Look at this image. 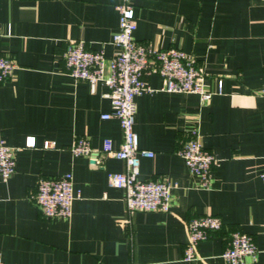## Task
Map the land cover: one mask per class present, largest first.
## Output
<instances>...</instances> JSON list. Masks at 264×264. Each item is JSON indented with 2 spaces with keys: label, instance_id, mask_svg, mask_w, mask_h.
<instances>
[{
  "label": "crops",
  "instance_id": "1",
  "mask_svg": "<svg viewBox=\"0 0 264 264\" xmlns=\"http://www.w3.org/2000/svg\"><path fill=\"white\" fill-rule=\"evenodd\" d=\"M120 0H0V56L14 61L10 80L0 83V140L17 148L13 175L0 178V254L3 264H226L221 253L229 235H249L264 264V97L256 93L264 75V1L130 0L134 39L154 49L176 48L193 57L213 93L160 91L147 73L152 93L135 98L140 158L137 179L165 176L169 212L126 215L123 191L107 185L108 173L124 164L103 157V141L122 142L119 123L104 120L106 87L94 88L67 74L68 43L83 41L111 59ZM221 83V92L217 85ZM197 127L201 143L217 164L209 189L197 187L178 151ZM34 148H26L27 138ZM97 154L72 156L78 138ZM51 147L43 149V143ZM72 174L79 197L68 220L45 219L32 202L39 178ZM212 215L222 229L199 243L197 260L184 262L187 222ZM125 220L128 223L124 225Z\"/></svg>",
  "mask_w": 264,
  "mask_h": 264
},
{
  "label": "built area",
  "instance_id": "2",
  "mask_svg": "<svg viewBox=\"0 0 264 264\" xmlns=\"http://www.w3.org/2000/svg\"><path fill=\"white\" fill-rule=\"evenodd\" d=\"M116 10L118 25L111 41L115 49L113 57L107 59L103 50H88L83 41H72L68 43L64 53L65 68L74 80L85 81L92 88L101 83L107 89L105 96L110 101L111 110L101 115V118L118 121L122 142L114 149L111 141H103L101 155L112 157L124 164L123 172L107 174V185L123 191L126 215L130 216L135 212L167 213L172 205V196L166 177L149 181L137 179L140 158H152L154 153L138 147L133 130L137 110L135 98L155 91L144 80L147 73L159 76L160 91L196 94L201 104L207 102L213 93L204 88L205 75L196 66L193 57L176 48L154 49L134 39L136 22L130 0H120ZM14 69L12 59L0 56V83L10 80ZM220 92L221 83H218L217 93ZM256 94L264 97V75L262 86ZM25 147L34 148V139L27 138ZM50 147V143H43V149ZM17 150L6 146L0 140V178L3 181H7L14 173ZM70 153L72 156L90 157L92 164L96 163L97 154L85 137L72 143ZM178 155L183 159L189 175L195 178L197 187L209 189L211 172L217 159L203 147L197 127H192L189 131V139L178 151ZM259 178L264 186V169ZM78 197L73 189L72 174L66 173L59 178H39L32 202L45 219L68 220L72 204ZM127 223L128 220H125L124 225ZM222 226L221 219L212 215H203L188 221L182 260L186 263L197 260L199 243L220 231ZM257 254L254 241L249 235L233 231L221 258L226 264H244L245 259L255 261ZM0 264H3L1 254Z\"/></svg>",
  "mask_w": 264,
  "mask_h": 264
}]
</instances>
